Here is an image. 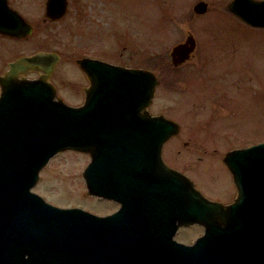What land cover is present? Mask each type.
Returning a JSON list of instances; mask_svg holds the SVG:
<instances>
[{"label":"water","instance_id":"water-1","mask_svg":"<svg viewBox=\"0 0 264 264\" xmlns=\"http://www.w3.org/2000/svg\"><path fill=\"white\" fill-rule=\"evenodd\" d=\"M45 4L51 16L66 8V0ZM205 8V0L192 5L196 13ZM225 8L249 25L264 26V0H229ZM194 44L191 33L172 44V64L187 59ZM57 56L52 50L21 55L0 76V264H264V140L226 150L222 160L236 193L225 203L207 197L159 155L161 142L178 124L147 110L157 81L149 69L107 63L113 80L107 98L94 108L87 89L84 103L76 106L58 96L47 79ZM79 62L89 76L87 65L106 63L87 57ZM27 66L41 73L15 79L13 73ZM132 116L146 122L137 141L140 168L129 173L107 141L94 139L93 125L96 118ZM67 148L88 153L81 169L86 193L119 198L113 214L54 204L31 189L49 157ZM110 175L114 184L116 176L130 182L124 184V197L108 184ZM160 190L172 194L176 222L165 224V205L161 209L149 198ZM192 223L202 231L190 242L173 237L177 226Z\"/></svg>","mask_w":264,"mask_h":264},{"label":"rangeland","instance_id":"rangeland-1","mask_svg":"<svg viewBox=\"0 0 264 264\" xmlns=\"http://www.w3.org/2000/svg\"><path fill=\"white\" fill-rule=\"evenodd\" d=\"M39 1L23 4L39 6ZM195 1L67 0L58 20L45 26L35 20L33 47L24 50L42 48L59 55L49 79L69 104L79 100L75 57L83 50L149 69L157 81L147 110L178 124L168 135L176 137L165 144L163 157L186 172L203 194L228 199L236 188L222 160L225 151L264 140V26L230 13L225 8L229 0H205L201 13L193 11ZM38 14L40 7L33 18ZM187 33L195 41L191 54L173 65L170 47ZM88 159L81 150L56 152L39 169L31 189L54 204L108 209L112 204L86 193L81 169ZM201 231V225L192 223L176 237L194 238Z\"/></svg>","mask_w":264,"mask_h":264},{"label":"flooded vegetation","instance_id":"flooded-vegetation-1","mask_svg":"<svg viewBox=\"0 0 264 264\" xmlns=\"http://www.w3.org/2000/svg\"><path fill=\"white\" fill-rule=\"evenodd\" d=\"M20 3L19 5H15L12 0H0L2 5L4 4V7H6L9 11H11L13 14H11L9 11L4 10L3 7L0 6V76H3L5 72L9 69L10 63H12L15 59H17L21 55H32L35 52L40 51H49L48 49H35V50H24L28 47H33V32L35 28V20L36 22L45 24H50L51 22H54L55 20H58L66 11V8L64 12L59 16H51L50 12L47 10L45 1L46 0H40L39 6H32V4H29L26 2L23 4V0H18ZM100 0H98L99 2ZM96 2L92 1V4L95 5ZM103 3V2H102ZM82 1L80 2L79 8L81 7ZM87 8L90 9L91 6L87 3ZM40 7V14L36 16V18H33L35 9L39 10ZM66 7H67V0H66ZM83 9V8H82ZM103 9V8H102ZM53 12V11H52ZM13 29L14 32L11 31ZM88 46V45H87ZM90 49V47H89ZM58 55V54H57ZM83 57L87 58H94V59H101L102 61L106 63L95 64L94 67H89L87 65L86 67L90 68L91 70V76L87 74L86 69L83 65L80 64V59ZM59 58V55L57 56V59ZM57 59L55 60L53 67L55 63L57 62ZM76 62V69H75V78H74V87L78 93L79 100H77L73 105L81 106L84 103L85 99V93L86 90H91V97L94 99L93 107L97 108L100 102L105 100L108 96V90L113 85V80L109 78V70H108V64L107 63H117L123 66H132L127 65L119 62H115L113 60V57L111 60H106L101 58L99 55L93 53L90 50H83L75 57ZM52 67V69H53ZM51 69V71H52ZM48 73L47 79L55 86V82L51 79H49L50 73ZM41 73L40 69H36L32 66H27L22 70L16 71L13 73V76L15 79L17 78H33L38 76ZM82 77H85L82 78ZM56 89V86H55ZM0 93H1V84H0ZM142 111V109H141ZM144 111V110H143ZM146 118H140V117H127V118H109V119H95L94 125H93V132H94V139L97 140H105L108 142V145L110 146V153L113 155H117L120 157H123V159L120 160L121 162V168L130 172H136L137 169L140 168V153L138 152L140 148L142 147V144L137 142L140 139V130L141 126L140 124H145ZM135 132H138L136 134ZM176 137L175 135H170L168 138L163 140L159 146V155L161 159L171 168L179 170L177 167H175L173 164H171L168 160H166L162 152L164 151L165 144L171 139ZM173 147H175V143H170ZM171 146V147H172ZM243 146V145H242ZM155 148V147H154ZM154 152V149L152 150ZM152 152V153H153ZM148 161H150V158H148ZM152 168V165L149 166V169ZM181 171V170H180ZM184 172V171H182ZM188 177H190L186 172H184ZM108 184L111 187H116L118 192V195L121 197H124L123 189L126 186H128V182L121 181L123 177L116 176V179H118L119 183L114 184L113 179L114 176L110 175ZM128 178L131 179V182H134L137 180L136 176H130L128 175ZM191 178V177H190ZM193 181V180H192ZM194 184V183H193ZM194 186H196L194 184ZM160 190L158 192H150L149 198L150 199H157L161 204V209L163 208V205H165V208L162 209L164 213H162V217L164 218L165 224L172 223L174 220L176 222V218L172 216V206L174 204V199L172 198V194L170 192H167V190L163 191ZM206 195V194H204ZM207 197L209 195H206ZM95 199L97 200H105L108 203L112 204L111 207H109L106 210L103 211H97L93 210V212L97 214H113L116 209L120 205V200L114 195L108 196L106 198L100 197L98 195H94ZM234 195H231L228 199H220L218 197H210L214 199H218L221 202H229L233 199ZM176 203V199H175ZM174 217V218H173ZM197 224V223H196ZM192 224L188 225H179L174 231L173 237L177 240L183 241V242H190L193 238H177L176 234L179 231L180 228L188 227ZM199 225V224H198Z\"/></svg>","mask_w":264,"mask_h":264}]
</instances>
